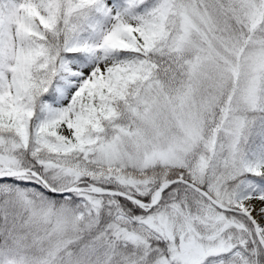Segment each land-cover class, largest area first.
Returning a JSON list of instances; mask_svg holds the SVG:
<instances>
[{"label": "snow or ice", "instance_id": "6c2138e0", "mask_svg": "<svg viewBox=\"0 0 264 264\" xmlns=\"http://www.w3.org/2000/svg\"><path fill=\"white\" fill-rule=\"evenodd\" d=\"M0 264H264V0H0Z\"/></svg>", "mask_w": 264, "mask_h": 264}, {"label": "clouds", "instance_id": "9594fccd", "mask_svg": "<svg viewBox=\"0 0 264 264\" xmlns=\"http://www.w3.org/2000/svg\"><path fill=\"white\" fill-rule=\"evenodd\" d=\"M29 254L32 255L33 253L30 252Z\"/></svg>", "mask_w": 264, "mask_h": 264}]
</instances>
